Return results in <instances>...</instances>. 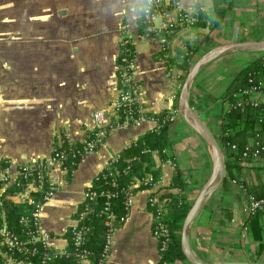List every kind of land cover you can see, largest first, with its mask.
<instances>
[{
    "label": "crops",
    "instance_id": "crops-1",
    "mask_svg": "<svg viewBox=\"0 0 264 264\" xmlns=\"http://www.w3.org/2000/svg\"><path fill=\"white\" fill-rule=\"evenodd\" d=\"M139 4L140 0H0V159L22 161L48 155L62 135L73 141L84 139L92 126V112L115 97L120 36H127L135 51L134 80L144 112L157 113L175 104L171 97L178 93L182 73L171 65L167 73L160 39L139 33ZM178 5L195 14L197 7L209 9L211 0H178ZM197 31L205 37L192 60L214 45L246 40L249 33L256 38L247 40L263 39L264 0H233L221 24L211 31L177 30L168 39L166 57H172L176 47ZM256 55L248 60L235 54L219 57L190 85L188 104L216 143L223 109L217 98L240 66ZM152 127L154 122L146 119L115 128L95 151L80 159L68 180L61 174L64 182L40 212L42 229L52 235L51 247L64 248V232L75 224L73 215L94 175ZM168 137L173 161L154 157L159 184L132 193L126 219L114 231L102 264H155L158 251L151 234L148 195L164 192L176 167L185 183L182 190L172 192L191 203L208 175V150L178 114L168 126ZM261 161L264 166V158ZM241 173L238 179L247 184L256 182L258 174L264 179L263 169L257 173L244 167ZM248 197L229 179L194 220L190 247L203 261L264 264V245L256 254L258 242L244 230L242 206Z\"/></svg>",
    "mask_w": 264,
    "mask_h": 264
},
{
    "label": "trees",
    "instance_id": "trees-1",
    "mask_svg": "<svg viewBox=\"0 0 264 264\" xmlns=\"http://www.w3.org/2000/svg\"><path fill=\"white\" fill-rule=\"evenodd\" d=\"M232 2L233 0H211V7L205 11H200L197 7V11L194 14L196 17L195 27L207 29L208 31L217 28L223 21ZM139 18V33L143 34V23L140 14ZM176 31L177 29L174 32ZM173 33L165 36L164 40H168ZM204 37L205 34L199 31L193 32V39L183 41L184 48L176 47L173 58L166 57L167 55L161 51L166 62V70L171 65L181 71L182 75L180 78H182L192 63L193 56L199 51ZM251 84H260L261 90L264 91V52L257 54L251 61L240 66L234 77L217 98L223 107L219 114L220 135L217 143L222 154L224 168L220 188H223L225 182L230 179L233 183H237L244 188L250 198L259 199L264 197V179L261 180L259 174L256 176V182L252 184H247L245 180L238 179L244 167L257 173L262 169L264 170V166L261 163L264 158V103L259 99L252 98L248 93H243V90L247 89ZM174 107H176V103ZM166 114L167 109L157 113H144L145 116L156 118V125L146 130L140 137L130 141L95 179L92 178L90 189L95 191L97 196L94 202H85L89 204L91 211L86 217L80 219L75 226H83L86 229L85 239L79 248L86 250L89 258L87 264H99V256L105 241L107 227L103 224L102 217L97 213L102 208L104 201H108V208L115 218L125 215L127 209L124 203L129 186L136 179H141L149 174L151 176L149 181L139 183L130 191L146 189L158 178L159 169L155 166L154 157L160 161L166 159L173 161L172 146L168 137V126L171 122L163 119ZM123 116L124 112L119 110L114 121H120ZM255 141L258 143L257 145H254ZM74 142L75 145L73 147L77 148L80 146V141ZM231 145L234 147L231 148ZM245 146H248L246 151L244 150ZM59 149L66 151L68 149L63 135L61 136ZM253 149H258L257 158L251 155ZM4 161L5 158L0 159V163ZM79 161L80 158L77 156L68 160L66 163L67 171L64 174L65 179H69L72 170ZM104 174L106 176H102ZM110 179H113L114 183H108ZM184 183L182 174L174 167L173 174L165 186L166 190L158 194L165 202L162 220L168 240L165 249L158 251V260L155 264H162L163 262L166 264H187L180 250L179 229L181 220L190 203L183 195L172 192L174 189L182 190ZM100 191L115 193V195L105 199L100 194ZM10 193V189L5 190L3 193L4 222L7 228L19 232L17 218L23 210V205L11 200L9 197ZM83 206L84 204L81 203L78 205L73 217L77 216ZM226 210L227 214L224 217L228 220L230 211ZM112 224L116 226L114 221ZM244 230L251 240L258 242L256 249V254H258L264 245V208L253 214L245 215ZM64 237L66 240L64 251L58 253L50 248L48 253L51 257L45 261V264H78L75 256L77 247L72 244L71 240V227L66 229ZM39 252H42L40 248Z\"/></svg>",
    "mask_w": 264,
    "mask_h": 264
},
{
    "label": "built area",
    "instance_id": "built-area-1",
    "mask_svg": "<svg viewBox=\"0 0 264 264\" xmlns=\"http://www.w3.org/2000/svg\"><path fill=\"white\" fill-rule=\"evenodd\" d=\"M146 7H148L146 0H140L138 10L143 23L142 36L158 37L160 39V49L164 53L168 50V40H164L165 36H169L176 29L190 30L195 27V15L180 8L178 0H151L150 10L147 12L144 10ZM198 9L205 11L202 6L198 7ZM187 39H193V35ZM178 47L184 48V44L180 43ZM134 55L135 51L129 38L125 35L120 36L118 40L115 97L107 105L99 107L92 112V126L88 129L84 139L80 141L79 147H73L75 142L64 136V141L68 146L67 151L59 149L60 144H57L48 155H36L22 161L5 159L3 163H0V264H45V261L50 259L51 255L48 250L50 248L54 249L49 242L52 235L42 229L40 212L43 205L64 182L62 175L67 171L66 163L71 157L77 156L81 159L86 154L95 151L104 138L117 127L133 126L146 119L154 122V126L156 125V118L145 116L143 107L139 102L140 89L134 80ZM170 71L171 69H168L167 73ZM243 93H248L252 98L259 99L264 103V91L261 90L260 84H251L247 89L243 90ZM176 98L177 93L171 97L175 103ZM119 110L124 112L123 119L114 121ZM176 116L177 110L173 104L167 109V114L163 119L172 122ZM112 118L113 120H111ZM257 144L255 141L254 145ZM233 147L231 145V148ZM247 149L248 146H245L244 150L246 151ZM258 153V149H253L251 155L257 158ZM152 154L154 153L152 152ZM115 156L117 155L110 157L105 166L94 175V179L108 166V163ZM150 179L151 176L147 174L141 179H136L129 186L124 203L127 212L130 205V196L133 193L130 189ZM159 180L160 177L158 176L149 188L158 185ZM108 183H114L113 179H110ZM7 189L11 191L9 194L11 200L23 205V210L17 218L19 232L7 228L4 222L2 203L3 193ZM100 194L105 199L115 195V193L106 191H100ZM158 194L156 191L149 194L146 202L151 213V234L156 239L157 251H162L166 247L168 238L162 220L165 202ZM96 196L97 193L90 189V183L86 185L81 201V204H84L83 209L78 212L76 217H73L75 224L71 226V240L72 244L77 247L75 256L78 264H87L89 258L86 250L79 248L85 239L86 229L83 226H75L80 219L86 217L91 211V207L85 202H94ZM263 208L264 197L259 199L248 197V200L242 206V213L244 215L253 214ZM97 214L102 217L103 224L107 227L105 241L99 256V264H102L109 254L113 233L117 229V225L125 221L127 213L115 218L108 208V201H104L102 208ZM113 221L116 226L112 224ZM39 248L42 252H39ZM54 251L62 253L64 248L60 250L54 249ZM162 264L166 263L163 262Z\"/></svg>",
    "mask_w": 264,
    "mask_h": 264
},
{
    "label": "water",
    "instance_id": "water-1",
    "mask_svg": "<svg viewBox=\"0 0 264 264\" xmlns=\"http://www.w3.org/2000/svg\"><path fill=\"white\" fill-rule=\"evenodd\" d=\"M264 52V38L259 40H238L214 45L199 54L188 67L180 83L176 110L180 119L201 139L210 157V170L185 212L179 229L180 250L188 264H261L256 261L224 260L217 263L203 261L190 247L189 231L192 223L217 191L224 175L222 154L208 129L198 120L188 104V91L196 75L213 60L230 54Z\"/></svg>",
    "mask_w": 264,
    "mask_h": 264
},
{
    "label": "rangeland",
    "instance_id": "rangeland-1",
    "mask_svg": "<svg viewBox=\"0 0 264 264\" xmlns=\"http://www.w3.org/2000/svg\"><path fill=\"white\" fill-rule=\"evenodd\" d=\"M248 38H256V35L254 33H249V35L246 37V40ZM251 56H253L252 53H238V54H235L234 57H236L238 59H242V60H248ZM183 77H184V74H183V76L181 78V82H182Z\"/></svg>",
    "mask_w": 264,
    "mask_h": 264
},
{
    "label": "clouds",
    "instance_id": "clouds-1",
    "mask_svg": "<svg viewBox=\"0 0 264 264\" xmlns=\"http://www.w3.org/2000/svg\"><path fill=\"white\" fill-rule=\"evenodd\" d=\"M146 2H147L148 7H146L144 10L147 12L150 10L151 0H146Z\"/></svg>",
    "mask_w": 264,
    "mask_h": 264
}]
</instances>
